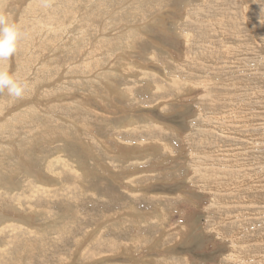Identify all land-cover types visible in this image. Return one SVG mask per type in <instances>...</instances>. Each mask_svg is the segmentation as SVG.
Masks as SVG:
<instances>
[{"label":"rangeland","instance_id":"rangeland-1","mask_svg":"<svg viewBox=\"0 0 264 264\" xmlns=\"http://www.w3.org/2000/svg\"><path fill=\"white\" fill-rule=\"evenodd\" d=\"M0 13V264H264V0Z\"/></svg>","mask_w":264,"mask_h":264},{"label":"clouds","instance_id":"clouds-1","mask_svg":"<svg viewBox=\"0 0 264 264\" xmlns=\"http://www.w3.org/2000/svg\"><path fill=\"white\" fill-rule=\"evenodd\" d=\"M45 7L51 6V0H43ZM26 38L20 26L11 23L8 17L0 13V65L11 61L20 51L21 42ZM31 85L26 80L18 79L17 74L0 67V96L7 94L14 100L24 99Z\"/></svg>","mask_w":264,"mask_h":264},{"label":"bare ground","instance_id":"bare-ground-1","mask_svg":"<svg viewBox=\"0 0 264 264\" xmlns=\"http://www.w3.org/2000/svg\"><path fill=\"white\" fill-rule=\"evenodd\" d=\"M2 1H3V0H2ZM12 1H13V0H12ZM26 4H27V3H26ZM33 4H35V2H34ZM30 6H31V5H30ZM83 7H85V6H83ZM83 7H82V8H83ZM82 8H81V9H82ZM69 9H70V8H69ZM72 10H73V9H72ZM67 11H68V10H67ZM81 11H83V9H82ZM69 12H70V11H69ZM52 14H53V13H52ZM80 14H81V13H80ZM83 14H84V13H83ZM72 15H73V14H72ZM81 16H82V15H81ZM20 21H21V20H20ZM83 58H85V57H83ZM10 65H11V64H10ZM7 70H8V69H7ZM202 87H203V86H202Z\"/></svg>","mask_w":264,"mask_h":264}]
</instances>
